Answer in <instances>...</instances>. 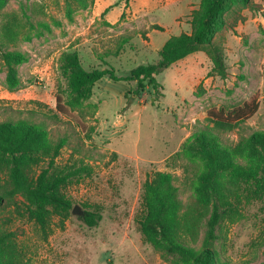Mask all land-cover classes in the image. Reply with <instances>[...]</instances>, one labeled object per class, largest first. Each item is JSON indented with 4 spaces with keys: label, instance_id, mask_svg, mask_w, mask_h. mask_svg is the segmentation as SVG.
Wrapping results in <instances>:
<instances>
[{
    "label": "rangeland",
    "instance_id": "374dc122",
    "mask_svg": "<svg viewBox=\"0 0 264 264\" xmlns=\"http://www.w3.org/2000/svg\"><path fill=\"white\" fill-rule=\"evenodd\" d=\"M65 1L0 3V45L26 57L17 67L20 83L13 90L0 61V123L24 120L44 126L53 142L65 139L56 165L86 166L90 173L68 183L63 193L72 209L81 215L97 212L101 220L88 227L71 209L63 221L52 218L45 237L22 210L5 202L0 235L9 241V257L19 264H171L139 231L143 184L155 171L172 173L182 205L189 204L202 164L170 157L196 128L211 125V109L228 111L255 96L254 115L220 137L233 145L264 130V0H252L228 16L215 35L225 78L208 74L211 62L199 51L156 76L161 85L156 99L147 84L135 94L134 81L104 77L76 109L65 106L59 70L63 53L76 51L87 71L113 68L117 77L127 76L138 65L156 62L157 47L170 36L191 32V15L200 0H94L86 9L74 7L70 18ZM4 181L0 172V187ZM16 201L21 206L22 200ZM217 235L214 248L222 262L264 264L260 201L243 203L238 217L222 222Z\"/></svg>",
    "mask_w": 264,
    "mask_h": 264
},
{
    "label": "trees",
    "instance_id": "16d2710c",
    "mask_svg": "<svg viewBox=\"0 0 264 264\" xmlns=\"http://www.w3.org/2000/svg\"><path fill=\"white\" fill-rule=\"evenodd\" d=\"M65 2L70 18L74 7L86 9L94 0ZM251 2L200 0L191 15V32L170 36L158 51L156 62L138 65L124 77H117L113 68L87 71L76 51L63 53L59 70L65 81V106L76 109L83 105L89 100L93 86L104 77L113 82L134 81L135 94L147 84L156 99V94L161 95L156 76L199 51L211 62L208 74L225 78L223 50L215 44L214 37L224 28L228 16H236ZM0 61L5 68L7 87L17 88L20 83L17 67L26 61L25 55L4 50L0 45ZM257 108L258 102L253 96L228 111L209 110L207 121L211 125L196 128L170 157V160L187 157L202 164V170L192 182L193 197L187 206L179 199L174 174L155 171L144 182L139 231L145 242L171 264H226L214 248L222 222H233L241 205L250 201H260L264 211V130L241 137L233 145L224 144L220 137L252 117ZM64 145L65 139L51 141L44 126L24 120L0 123V172L5 174L4 185L0 187V208L7 202L22 210V215L45 237L52 218L57 216L63 221L72 209V201L63 193V187L90 173L86 166L60 168L56 165ZM41 164L44 167L35 173L34 169ZM18 198L22 200L21 206L16 201ZM79 219L88 227H95L101 216L86 210ZM10 252L9 241L0 235V264H19L9 257Z\"/></svg>",
    "mask_w": 264,
    "mask_h": 264
},
{
    "label": "water",
    "instance_id": "95a60500",
    "mask_svg": "<svg viewBox=\"0 0 264 264\" xmlns=\"http://www.w3.org/2000/svg\"><path fill=\"white\" fill-rule=\"evenodd\" d=\"M73 214L81 215V212L77 208L72 209Z\"/></svg>",
    "mask_w": 264,
    "mask_h": 264
},
{
    "label": "crops",
    "instance_id": "0c3cea01",
    "mask_svg": "<svg viewBox=\"0 0 264 264\" xmlns=\"http://www.w3.org/2000/svg\"><path fill=\"white\" fill-rule=\"evenodd\" d=\"M164 43L161 44L160 47H157V52L161 49V47L163 46Z\"/></svg>",
    "mask_w": 264,
    "mask_h": 264
}]
</instances>
